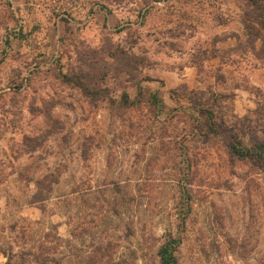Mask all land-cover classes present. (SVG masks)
Masks as SVG:
<instances>
[{"label":"rangeland","instance_id":"rangeland-1","mask_svg":"<svg viewBox=\"0 0 264 264\" xmlns=\"http://www.w3.org/2000/svg\"><path fill=\"white\" fill-rule=\"evenodd\" d=\"M261 144L264 0H0V264H264Z\"/></svg>","mask_w":264,"mask_h":264},{"label":"trees","instance_id":"trees-1","mask_svg":"<svg viewBox=\"0 0 264 264\" xmlns=\"http://www.w3.org/2000/svg\"><path fill=\"white\" fill-rule=\"evenodd\" d=\"M67 81H74L76 83H80L79 80H76L71 76H67V75H62ZM263 144L259 145V152L260 153L261 151H263ZM233 149L235 150L236 153L238 154H243L245 152H248L249 150H246L244 151L243 150V147L241 145H239L238 143L234 144L233 145ZM177 243H178V240L173 238V239H170L168 240L161 248H160V264H177V258L175 256V250H176V246H177ZM5 254V256H7L8 254H6L5 252H3ZM33 259H34V262L35 261H39L41 260V257L40 255L38 254H31ZM7 264H10L9 262H7Z\"/></svg>","mask_w":264,"mask_h":264}]
</instances>
